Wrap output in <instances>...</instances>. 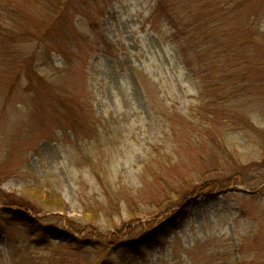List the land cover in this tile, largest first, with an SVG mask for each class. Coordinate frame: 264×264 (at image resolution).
<instances>
[{"label":"rangeland","instance_id":"1","mask_svg":"<svg viewBox=\"0 0 264 264\" xmlns=\"http://www.w3.org/2000/svg\"><path fill=\"white\" fill-rule=\"evenodd\" d=\"M12 2L37 23L52 12ZM79 9L55 33L58 52L31 34L0 45V264H63L67 232L98 244L79 254L91 264H264V0ZM5 27L15 21L0 12ZM10 51L59 78L70 110L56 113L47 88L9 67Z\"/></svg>","mask_w":264,"mask_h":264},{"label":"trees","instance_id":"2","mask_svg":"<svg viewBox=\"0 0 264 264\" xmlns=\"http://www.w3.org/2000/svg\"><path fill=\"white\" fill-rule=\"evenodd\" d=\"M9 3L6 2V0H0V12L3 16H6L9 18V20H14L15 21V31L12 29L0 28V45L7 46L8 44L12 43L13 47L17 45L20 39L27 37V35H30V40H37L39 43L42 42H49L53 47H56V51L58 52L59 50V45L57 43H54V40L56 38L55 33L59 31L61 27L64 25H61L63 21L68 20V11L70 8L77 9V10H82L79 9V6L82 4L83 1L85 0H43L49 7V12L52 10L48 22H41L37 23L36 20L30 19L24 14H20L17 10H14L12 8V2L13 0H8ZM9 12H12L11 16L9 15ZM14 13L17 14L18 19H14ZM157 13H159V9H157ZM65 19V20H64ZM12 22V21H11ZM26 32H25V28ZM20 28L22 33H18L17 29ZM38 48V46L36 47ZM53 50L51 48H48V53L51 56V53ZM63 52V51H61ZM66 53V52H65ZM17 53L15 51H10L8 55V59L6 62H8V66L11 68H15L18 64H20V67L22 70H28L31 79L29 80L31 83L34 81H38V85L40 87L35 88V91L38 90L39 88H47L49 92L52 93L49 101L52 103L51 107L53 110H56L55 112H61V110H70L69 103L67 100L63 99V95L65 93V90L61 88V83L58 79L51 80L46 77V75H42L41 72L39 71V67L37 65L36 57L31 56L29 59L28 58H21L22 61L19 62V58L16 55ZM20 59V60H21ZM60 89H61V98H60ZM28 90V89H27ZM34 92V90H33ZM73 115V113L71 114ZM69 115V116H71ZM68 116V117H69ZM79 122H73V124H78ZM95 133L94 137H97L98 140L101 139L100 135L97 133V125H94ZM145 181V179H143ZM27 190H31L30 188ZM36 197V196H33ZM56 197V196H55ZM59 201L57 202L56 205L59 208V210L64 209V201L61 197H58ZM124 198V196H123ZM8 201L7 203L9 205H12L11 207H26L25 204L23 203V199L19 200H11ZM131 198L128 196V194L125 192V201L131 206L130 203ZM165 204L170 202V199L165 198L164 200ZM54 203V202H53ZM3 210V209H2ZM0 211V232L5 229L8 225V220L5 218ZM99 209H92L90 210V218L92 219V222H90L91 227L95 225L96 220L99 218ZM135 214V212H130V215ZM108 218V225L110 226L113 224V218L111 215L107 216ZM80 224L77 222H71L70 223V228L73 229L77 233H81L82 230L79 228ZM38 224L33 222L32 224L27 225V229L31 231V235H38L40 241H43V243L50 244L52 243L51 241L47 240V235L45 233L40 234V230H37ZM112 228V227H110ZM36 231V232H33ZM40 234V235H39ZM66 238H70L71 240H68V245L70 246L69 251L72 252L73 254L66 256L68 260L64 262L63 264H91V261L87 260H80L81 256H79L80 253L84 252H90V251H97L98 250V244L94 242V240H91L90 238H76L72 233L67 232L64 234ZM114 240V239H113ZM113 240H109L108 243H113ZM117 240H114V243L117 244ZM144 244V243H143ZM57 261H60L58 258H55ZM50 261V260H48ZM89 262V263H88ZM102 264H108V263H102Z\"/></svg>","mask_w":264,"mask_h":264}]
</instances>
